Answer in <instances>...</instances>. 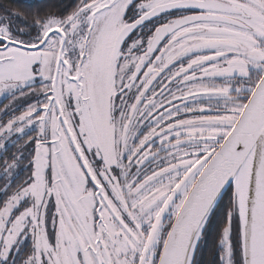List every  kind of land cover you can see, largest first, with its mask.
I'll return each mask as SVG.
<instances>
[{
	"label": "snow or ice",
	"instance_id": "6c2138e0",
	"mask_svg": "<svg viewBox=\"0 0 264 264\" xmlns=\"http://www.w3.org/2000/svg\"><path fill=\"white\" fill-rule=\"evenodd\" d=\"M0 3V264H264V0Z\"/></svg>",
	"mask_w": 264,
	"mask_h": 264
},
{
	"label": "trees",
	"instance_id": "16d2710c",
	"mask_svg": "<svg viewBox=\"0 0 264 264\" xmlns=\"http://www.w3.org/2000/svg\"><path fill=\"white\" fill-rule=\"evenodd\" d=\"M0 3L13 11H28L27 6L34 3V0H0Z\"/></svg>",
	"mask_w": 264,
	"mask_h": 264
}]
</instances>
